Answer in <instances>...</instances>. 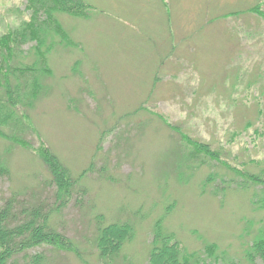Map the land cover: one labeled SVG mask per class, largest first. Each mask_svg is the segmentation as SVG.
Wrapping results in <instances>:
<instances>
[{"label": "rangeland", "instance_id": "374dc122", "mask_svg": "<svg viewBox=\"0 0 264 264\" xmlns=\"http://www.w3.org/2000/svg\"><path fill=\"white\" fill-rule=\"evenodd\" d=\"M82 1L85 15H57L75 46L55 39L47 91L33 108L19 105L27 145L0 137L10 171L0 197L54 205L39 153L51 151L75 186L50 222L76 247L35 249L52 264H149L159 219L184 249L212 242L244 262L264 225L263 187L243 177L264 176V0ZM26 2L0 0V35L28 17ZM184 136L219 160H185ZM235 182L248 187L214 192ZM99 220L133 226L115 255H99Z\"/></svg>", "mask_w": 264, "mask_h": 264}, {"label": "trees", "instance_id": "16d2710c", "mask_svg": "<svg viewBox=\"0 0 264 264\" xmlns=\"http://www.w3.org/2000/svg\"><path fill=\"white\" fill-rule=\"evenodd\" d=\"M83 4L82 0H27L25 10L28 17L19 18L5 26L0 35V137L9 138L22 146L27 145L20 136L26 134L30 124L27 126L19 105L26 109L33 108L39 96L47 91L45 78L49 71L48 57L55 39L58 38L66 47L75 46L57 15L83 16L88 9ZM30 53L37 56L29 63L24 57ZM180 141L182 145L179 150L185 160L189 157L195 160L200 156L201 163H205L206 158L219 160L217 153L207 143L185 136ZM7 150L6 147L3 153L0 152V185L10 172ZM39 153L43 163L51 167V181L55 186L54 205H48L46 200L42 202L32 195L10 194L8 197H0V264H52L46 252L35 250L45 246L59 251L76 250L71 238L56 230L50 222L53 211L59 210L72 197L75 181L72 182V178L66 176V169L51 151L47 154L42 151ZM225 164L222 165L234 170ZM196 167H199L198 162ZM181 168L182 164H178L177 169ZM243 177L251 185H261L264 192V176L247 173ZM211 179L209 175L207 180ZM247 183H227L221 189L215 188L214 192H225L229 188L245 189ZM161 221L157 220L153 227L149 264H264V225L259 227L245 248L244 262H241L225 255L221 257L218 245L212 242H207L202 251L184 249L173 233L163 228ZM127 234L129 238L134 234L131 224L124 222L104 225L99 220L94 244L100 257H106L108 253L117 254Z\"/></svg>", "mask_w": 264, "mask_h": 264}]
</instances>
